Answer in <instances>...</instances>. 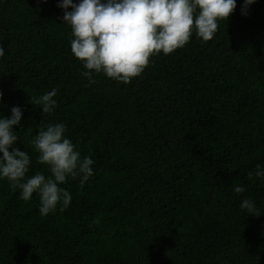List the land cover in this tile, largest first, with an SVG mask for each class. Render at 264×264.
I'll use <instances>...</instances> for the list:
<instances>
[{
    "label": "trees",
    "instance_id": "trees-1",
    "mask_svg": "<svg viewBox=\"0 0 264 264\" xmlns=\"http://www.w3.org/2000/svg\"><path fill=\"white\" fill-rule=\"evenodd\" d=\"M58 3L0 0V115L23 111L29 177L49 174L30 143L44 120L66 125L94 175L69 178L70 205L45 217L0 180V264H264V183L248 177L264 166V0L246 15L236 0L213 39L193 34L129 83H89ZM54 88L44 117L31 97Z\"/></svg>",
    "mask_w": 264,
    "mask_h": 264
},
{
    "label": "clouds",
    "instance_id": "clouds-1",
    "mask_svg": "<svg viewBox=\"0 0 264 264\" xmlns=\"http://www.w3.org/2000/svg\"><path fill=\"white\" fill-rule=\"evenodd\" d=\"M39 2L47 3V0ZM254 3L256 0H243L241 14L246 15ZM57 7L63 10L64 24L71 29V53L88 70L82 75L89 78V83L94 82L90 79L93 72L129 83L141 75L150 57L168 55L184 47L193 34L203 42L213 39L218 22L226 21L237 4L236 0H59ZM4 56L5 48L0 45V59ZM57 91L54 88L31 97V103L42 108L44 117L57 107L54 99ZM10 112L8 117L0 115V180L6 179L13 190L18 189L19 198L24 201L36 194L38 213L42 217L55 212L58 206L64 211L72 196L61 185L69 178L79 179L81 185L86 183L94 175V160L81 156L76 145L66 137L64 123L44 120L30 143L38 153L37 163L46 165L49 174L37 171L29 177L31 157L14 146L20 138L13 126L21 125L23 111L20 106H14ZM248 177L264 183V166L257 165ZM232 187L236 194L245 192L242 186ZM240 208L247 215H262L249 198L242 200Z\"/></svg>",
    "mask_w": 264,
    "mask_h": 264
}]
</instances>
